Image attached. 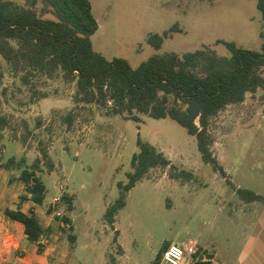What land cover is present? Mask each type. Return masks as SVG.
<instances>
[{"label":"rangeland","instance_id":"rangeland-1","mask_svg":"<svg viewBox=\"0 0 264 264\" xmlns=\"http://www.w3.org/2000/svg\"><path fill=\"white\" fill-rule=\"evenodd\" d=\"M9 1L26 6L25 0ZM90 1L99 24L94 50L108 60L126 59L133 68L154 54L205 47L230 56L221 40L257 52L264 42L258 0ZM175 25L178 31L160 50L148 44L150 34ZM32 84L23 85L2 61L0 115L11 118V125L0 132V209L33 211L43 234L0 264H153L164 245L192 246L214 264H264V203H245L236 193L242 188L264 197L263 90L212 121L213 151L227 172L224 179L204 163L196 138L169 118L140 115L136 123L108 116L97 105L76 104L75 87L62 79L36 78ZM34 92L47 98H34ZM72 111L76 118L69 126L65 117ZM24 121L32 131L29 149L19 141L26 136ZM138 139L195 179L182 184L167 176L168 169L153 170L128 192L111 226L105 213L121 197L119 185L129 182ZM40 141L48 144L55 169L37 173L47 193L44 204L34 206L21 199L26 188L20 175L40 157ZM12 159L15 164L25 159V165L7 167Z\"/></svg>","mask_w":264,"mask_h":264},{"label":"trees","instance_id":"trees-1","mask_svg":"<svg viewBox=\"0 0 264 264\" xmlns=\"http://www.w3.org/2000/svg\"><path fill=\"white\" fill-rule=\"evenodd\" d=\"M26 6L13 1L0 0V65L4 61L11 74L22 84L31 86L33 79H62L75 87V103L97 105L108 116H120L141 123L140 115L153 119L169 118L196 138L202 160L227 179V172L214 154L215 138L211 132L212 121L231 105L244 103L249 93L264 91V42L260 52L246 50L234 42L218 41L230 56H220L205 47L183 55L177 53L154 54L137 68L123 58L108 60L96 52L92 36L99 30L90 0H25ZM41 4L38 11L37 6ZM264 21V0L257 1ZM51 15L52 18L45 16ZM177 25L163 34H150L147 42L160 50L165 39L176 32ZM40 95L34 92V98ZM76 116L70 112L66 117L69 126ZM11 125V118L0 115V132ZM26 136L19 141L25 148L32 134L29 125L23 124ZM42 122H37V128ZM138 153L133 155V172L128 173V183L119 185L121 197L107 207L105 221L113 226L120 210L126 205V197L138 183L149 179L156 169L167 170V176L175 181L189 183L195 179L192 172L179 169L161 151L150 143L137 141ZM40 157L31 168L23 169L20 180L25 184L21 199L42 206L47 189L38 172H52L55 165L48 144L40 141ZM21 169L25 159L15 164ZM232 185V184H230ZM245 203L261 202L264 197L252 190L236 188ZM5 216L24 226L29 242L35 244L43 234V228L33 211L6 209ZM66 223L68 218H64ZM117 234V233H116ZM117 237V236H116ZM73 239V237H72ZM164 245L153 264H158ZM199 253V252H198ZM195 256L194 264H214Z\"/></svg>","mask_w":264,"mask_h":264},{"label":"crops","instance_id":"crops-1","mask_svg":"<svg viewBox=\"0 0 264 264\" xmlns=\"http://www.w3.org/2000/svg\"><path fill=\"white\" fill-rule=\"evenodd\" d=\"M21 209L24 212H27L25 209ZM25 241L28 240L24 233V226L21 223L9 220L5 216V212H1L0 209V260L7 261L8 256L13 252V250L18 249L21 244L24 245ZM5 257L7 259H5Z\"/></svg>","mask_w":264,"mask_h":264},{"label":"built area","instance_id":"built-area-1","mask_svg":"<svg viewBox=\"0 0 264 264\" xmlns=\"http://www.w3.org/2000/svg\"><path fill=\"white\" fill-rule=\"evenodd\" d=\"M59 202V199H56ZM69 228V225H66ZM192 246L181 247L178 245H170L162 252L158 264H194L197 259L195 256L198 250L195 251ZM206 260V259H205Z\"/></svg>","mask_w":264,"mask_h":264}]
</instances>
